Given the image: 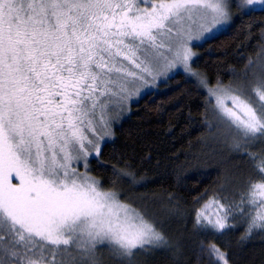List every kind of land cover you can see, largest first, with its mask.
I'll use <instances>...</instances> for the list:
<instances>
[{
    "label": "snow or ice",
    "instance_id": "obj_1",
    "mask_svg": "<svg viewBox=\"0 0 264 264\" xmlns=\"http://www.w3.org/2000/svg\"><path fill=\"white\" fill-rule=\"evenodd\" d=\"M233 7L264 0H0V264H105V248L137 264L173 247L154 213L121 198L118 181L144 178L112 166L105 186L88 158L99 161L128 101L178 72L205 92L209 135L260 175L237 181L227 207L210 201L214 217L197 210L194 227L223 234L239 216L241 241L264 232V153L249 151L264 141V45L227 82L192 67L193 45L230 26ZM200 255L230 264L213 241Z\"/></svg>",
    "mask_w": 264,
    "mask_h": 264
},
{
    "label": "trees",
    "instance_id": "obj_2",
    "mask_svg": "<svg viewBox=\"0 0 264 264\" xmlns=\"http://www.w3.org/2000/svg\"><path fill=\"white\" fill-rule=\"evenodd\" d=\"M262 30L264 10L241 13L227 30L195 47L193 68L211 83L217 77L227 82L231 72L242 70L247 58L255 57L264 45ZM204 107L205 92L194 78L178 72L115 123L99 161L90 158V171L105 186L113 179L112 166H130L126 170L138 180L144 178L135 185L128 179L118 181L121 198L154 213L173 247L141 255L137 264H210L206 255H200L201 241L215 242L228 254L230 264H264V232L241 241L246 227L241 217L230 219L237 226L223 234L194 227L196 211L204 203L217 198L227 206L223 197L239 200L237 181L248 176L260 180L247 156L209 135L203 124ZM249 151L264 153V141L254 142ZM102 252L105 264H115L108 249Z\"/></svg>",
    "mask_w": 264,
    "mask_h": 264
},
{
    "label": "rangeland",
    "instance_id": "obj_3",
    "mask_svg": "<svg viewBox=\"0 0 264 264\" xmlns=\"http://www.w3.org/2000/svg\"><path fill=\"white\" fill-rule=\"evenodd\" d=\"M234 2H235V0H234ZM255 10H261V9L257 8V9H255ZM232 12H233L234 15H233V19H232V21H231V24L234 22V20H235V18H236L237 16L241 15V12H240L237 8H235V7L232 8ZM231 24H230V26H231ZM230 26H225V27H224L223 29H221L218 33H216L215 36H218L221 32H224V31L227 30ZM196 46H197L196 44L193 45V51L197 53L198 50L195 49ZM196 57H197V56H196ZM196 57H194V59H195ZM192 67H193V66H192ZM163 82H164V81H158L157 84H156L155 86H153V87H151V88H149V89H147V90H143V89H142V90H141V94H140L138 97H133V99H131L130 101L127 102V108H126L123 112L119 113V119H117L116 121H114V122L112 123V125H111L112 136L114 135V130H115V127H116L115 123L121 121L123 118L127 117L128 115H130L131 112H132L133 105H134L135 103H138V102H139L144 96H146L150 91L157 90L158 87H159V85H160L161 83H163ZM107 140H110V139H107ZM107 140H105L104 142H102V146H103V144H104ZM102 146H101V150H102ZM90 158H93V157L90 156V157L88 158V169H89V170H90V165H89ZM74 166H75V165H74ZM78 170H79V171H84L83 167L78 168ZM90 174L93 175L91 171H90ZM14 182H15V181H14ZM217 200H218L221 204H224L220 199H217V198H215V199H211L210 201H217ZM210 201L204 203V205H205V204H209ZM204 205H203V206H204ZM225 207H227V206H225ZM202 208H203V207H202ZM218 211H219V209H217V207H216V205H215L214 203L209 204V207H207V209H205L206 215H210V216H213V217L215 216V214H216Z\"/></svg>",
    "mask_w": 264,
    "mask_h": 264
}]
</instances>
